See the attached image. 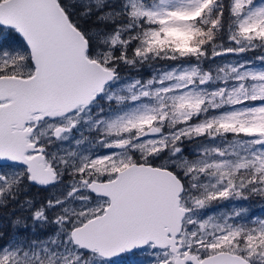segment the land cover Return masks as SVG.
<instances>
[{"label": "snow or ice", "instance_id": "obj_1", "mask_svg": "<svg viewBox=\"0 0 264 264\" xmlns=\"http://www.w3.org/2000/svg\"><path fill=\"white\" fill-rule=\"evenodd\" d=\"M253 200L264 0H0V264H264Z\"/></svg>", "mask_w": 264, "mask_h": 264}, {"label": "rangeland", "instance_id": "obj_2", "mask_svg": "<svg viewBox=\"0 0 264 264\" xmlns=\"http://www.w3.org/2000/svg\"><path fill=\"white\" fill-rule=\"evenodd\" d=\"M249 57L252 56L251 53L248 54ZM250 211L256 213L257 215L264 214V203L253 200L249 203Z\"/></svg>", "mask_w": 264, "mask_h": 264}]
</instances>
